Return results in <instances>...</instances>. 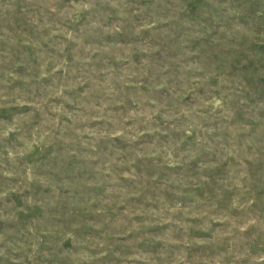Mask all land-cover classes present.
Wrapping results in <instances>:
<instances>
[{"label": "rangeland", "instance_id": "obj_1", "mask_svg": "<svg viewBox=\"0 0 264 264\" xmlns=\"http://www.w3.org/2000/svg\"><path fill=\"white\" fill-rule=\"evenodd\" d=\"M0 264H264V0H0Z\"/></svg>", "mask_w": 264, "mask_h": 264}]
</instances>
